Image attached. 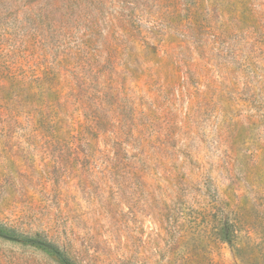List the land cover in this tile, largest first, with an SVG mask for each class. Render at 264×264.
Returning <instances> with one entry per match:
<instances>
[{
	"label": "rangeland",
	"instance_id": "obj_1",
	"mask_svg": "<svg viewBox=\"0 0 264 264\" xmlns=\"http://www.w3.org/2000/svg\"><path fill=\"white\" fill-rule=\"evenodd\" d=\"M0 264H264V0H0Z\"/></svg>",
	"mask_w": 264,
	"mask_h": 264
}]
</instances>
